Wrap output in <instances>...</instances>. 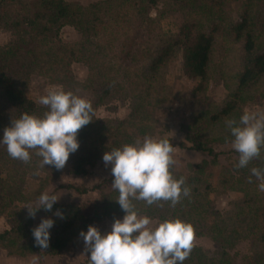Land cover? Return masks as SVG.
Segmentation results:
<instances>
[{
  "label": "trees",
  "instance_id": "trees-1",
  "mask_svg": "<svg viewBox=\"0 0 264 264\" xmlns=\"http://www.w3.org/2000/svg\"><path fill=\"white\" fill-rule=\"evenodd\" d=\"M222 1L218 0L216 5L221 4ZM19 2L21 0H0V27L11 31L16 37L10 43L0 46V137H3L4 129L11 126L12 120L18 119L21 114L28 113L42 117L48 110L46 106L25 96L24 89L28 74L34 71L31 69L32 65L38 68L47 66L41 73L48 74L51 79L56 78L61 84L71 78L67 65L72 59L87 65L89 74H96L98 68L95 65L98 60L93 57L94 54L99 53V49L94 37L102 32L100 28L102 23L108 24L112 21L99 18L96 11L99 9V4H104L105 8L116 4V0H106L84 7L65 0H28L25 2V10L22 14L13 15L9 7ZM142 2L145 7L156 8L157 21L160 19L159 9L162 5L165 6V10L178 11L183 17L176 29L168 34L164 44L153 48L141 62V76L137 81L141 79L143 81H140L141 88L137 90L127 116L100 122L92 114L93 120L78 132V150L71 153L67 161L68 169L73 174L85 173L105 151L132 144L136 141V136L138 138L144 135L145 126L138 123L140 118L147 115V110L152 105L151 93L154 90L152 83L159 71L174 56L175 51H178L180 56V73L190 83V92L199 94L206 87L213 45L219 29L221 30L220 20L207 23L206 0H142ZM130 3L131 7L135 4L133 1ZM105 8L104 10L107 11L108 9ZM145 9L141 24L147 27L157 21L145 14ZM253 9L254 0H242L237 19L226 26L227 37L239 44L241 59L232 90L221 105L212 111L190 114L183 128L182 141L176 144L183 148L185 143H188L190 149L211 157L210 161L201 160L190 165L193 169L190 176H182L170 169L174 178H186V186L190 188L189 196H182L175 207H171L170 202H161L162 206H148L144 201H133L140 215H147L160 221L179 218L182 222L193 225L196 236L207 235L221 250L216 255L209 253L204 256L200 254L198 248L193 247L183 264H202L201 257L204 258V264H233L225 253V249L233 244V239L243 237L252 239L256 244L264 243V205L252 196L258 181L251 174V168L264 167V149H261L260 159L252 160L244 168L234 167L238 163L239 154L233 150L232 154L237 156L234 157V162L229 164L230 168H222L223 172L213 182L205 172L209 163L216 162L217 155L206 145L207 142L217 136H222L215 139L221 143L233 139L225 126V121L232 117L239 118L240 108L247 99L248 90L264 76V50L259 48L251 29ZM64 25L72 26L83 35L79 44L71 48L72 50H64L57 45L58 33ZM93 46L97 49L93 50ZM133 49L127 50L120 57V66L128 65L133 59ZM37 62L40 66L36 65ZM101 63L106 65L103 59ZM101 75L104 78L103 72ZM101 83L105 85L99 89L93 105H97L108 95L119 93L123 88L121 85L117 86L115 80ZM133 84L135 88V82ZM215 126H219L216 127L217 134L208 135L207 128ZM163 138L167 137L158 139ZM170 143L174 146L172 141ZM0 146H2L0 147V214L6 213L7 218V228L0 232V247L8 253L56 254L63 249L70 235L87 231L88 226H95L102 215L108 217L125 215L115 200L119 195L118 191L114 189L109 193L102 191L106 183L113 181V175L101 179L90 187L67 185L65 187L72 188L79 194L97 190L100 195L92 205L90 216H85L80 212L79 206L73 203L55 202L51 211L38 209L36 215L53 213L51 219L54 221L49 229L48 247L41 249L36 245L32 234L33 218L29 216L28 209L21 208L17 202L27 196L19 186L21 177L27 169H35L28 164L40 163L42 158L35 154V150H30L31 160L29 163H24L11 158L5 145ZM46 166L48 169L51 168V165H45V169ZM250 176L251 183H249ZM215 186L240 191L244 196L241 204H235L236 210L228 212L225 217L220 215L211 204L210 194ZM57 211L62 213L63 218L55 215ZM243 264H264V253L256 254L254 258Z\"/></svg>",
  "mask_w": 264,
  "mask_h": 264
},
{
  "label": "rangeland",
  "instance_id": "rangeland-1",
  "mask_svg": "<svg viewBox=\"0 0 264 264\" xmlns=\"http://www.w3.org/2000/svg\"><path fill=\"white\" fill-rule=\"evenodd\" d=\"M26 1L28 0H21V2L11 5L9 10L13 15L22 14L25 10ZM65 1L86 7L91 3H100L106 0ZM131 1L135 3L134 5L132 4L133 7L129 5ZM217 1L206 0L208 8L206 11L207 23L212 20L214 22L220 20L219 26L221 30L219 29L213 45L209 79L206 82L204 91L199 94L190 92V83L180 73V56L178 51H175L171 60L156 75V79L152 83L154 88L151 93L152 105L148 108L147 115L140 118L141 120L138 123L145 126V128L144 135L138 138L136 136V140L142 141L145 136H151L156 139L167 137L173 142L174 151L172 155L176 163L171 168L182 176L191 175L193 169H191L190 165L199 163L201 160L210 161L211 158L203 152L190 149L188 143H185L183 148L176 145L179 141H182L183 128L189 116H191L190 114L199 111L210 112L220 106L230 90H232L235 81L234 77L240 69L239 44L232 42L227 37L226 26H228L229 22L231 23L237 19L242 0H223L221 4L218 3L216 5ZM98 7L97 16L104 21L108 19L112 21L108 24L107 22L102 23L100 25L102 32L94 37L96 46L99 49V53L94 54L93 57L98 60L95 65L98 68L96 69V74H89L87 65L82 61H74L72 59L67 65L71 78L61 84L57 82L56 78L51 79L48 74L41 73L44 72V68L47 66L38 68L32 65L31 69L34 71L28 74L27 84L24 89L26 97L39 103L40 97L46 95L50 87L59 86L65 91H71L73 94L90 101L93 108V117L100 122L110 119H122L127 116L130 106L134 103V96L137 94V90L141 88L140 81H143L142 79L137 81L138 77L141 76V62L146 59L153 48L164 44L168 34L176 29L183 16L178 11L165 10V6L162 5L159 9L160 19L157 21L156 8L145 7L142 0H116V4L110 5L108 8H105L104 4H99ZM104 8L108 10L106 11ZM144 8H146L145 14L154 18L157 24L153 23L147 27L145 24H141ZM163 10L165 11L163 12ZM253 17L251 29L259 48L264 50V0H254ZM82 36L81 31L76 30L72 26L64 25L58 33L59 42L57 45L64 50L73 49L79 44ZM15 38L11 31L0 27V46L10 43ZM92 48L93 50L97 49L95 46ZM130 49H133V59L128 65L120 66V57ZM102 59L106 62V65L101 63ZM36 65L40 66L38 62ZM102 72L104 78L101 75ZM113 80H115L117 86L121 85L123 87L122 91L113 96L108 95L100 103L93 105L99 89L105 85L101 82ZM133 82H135V88ZM246 97V101L240 108L241 114L245 110L264 112V76L250 87ZM216 127L219 126L208 127V135L217 134ZM218 137L222 136L211 137L212 139L206 144L217 154L216 162L214 164L209 163L205 170L211 182L216 180L219 174L223 172L222 168L228 167L230 163L234 162V157H237L232 154L234 149L231 146V141L221 143L215 140ZM102 157H99L83 174L71 173L67 163L63 169L59 170L54 166H51L50 169L47 166L46 169L40 168L38 162H34L35 164L33 165L28 164L30 167L34 166L35 169H27V172L21 177L19 186L27 196L17 202V205L27 209L24 207L25 204H35L40 194L47 192L59 197L56 203L76 204L79 206L80 212L85 216H90L92 205L100 195L99 191L92 190L79 194L73 191L72 188L65 186L90 187L101 179L112 175L111 164L105 165ZM1 174L3 176V171H1ZM111 184L112 182L103 186V193H109L113 190ZM252 196L257 201L263 202L264 205V191H260L258 186L252 191ZM210 197L213 208L223 217L228 212L235 211V204H241L242 198H244L243 193L240 191L226 190L216 186ZM52 216L53 213L50 215H35L33 227H36L42 218H52ZM122 218L116 215L115 217L102 215L101 219L95 223V226L101 234H105L111 231L115 219L122 220ZM6 219V213L0 214V232L7 228ZM150 219L152 221L150 227L153 228L159 222H162L155 218ZM194 247L198 248L200 254H204V256L209 253L216 255L221 251L217 243L207 235L196 236ZM225 253L228 257L227 259L233 264H243L254 258L256 254H263L264 243L256 244L250 238H236L233 239V244L228 249H225ZM89 255L90 252L85 248L80 233H74L70 235L63 249L52 255L8 253L0 247V264H31L33 256L39 257L38 264H89ZM201 263L204 264L203 257H201Z\"/></svg>",
  "mask_w": 264,
  "mask_h": 264
},
{
  "label": "clouds",
  "instance_id": "clouds-1",
  "mask_svg": "<svg viewBox=\"0 0 264 264\" xmlns=\"http://www.w3.org/2000/svg\"><path fill=\"white\" fill-rule=\"evenodd\" d=\"M39 103L48 109L43 116L21 114L4 129L0 144L6 146L13 159L29 163L30 150H35L42 158L40 168L51 165L63 169L69 155L78 150V132L93 120L92 104L59 86L50 87ZM225 126L233 138L231 146L239 154L235 168L247 167L252 160L261 158L264 112L245 110L238 119H226ZM173 151L169 139L145 136L142 141L104 152L103 162L111 164V186L119 193L115 200L125 215L122 220L115 219L111 231L105 234L94 225L80 232L90 252L89 264H183L189 257L196 240L192 224L175 218L150 227L151 219L140 215L133 203L144 201L148 206H162L161 202H170V206L175 207L182 196H189L186 178L176 179L170 170L176 163ZM251 174L259 181L258 189L264 191V167L251 168ZM58 198L44 192L34 206L25 204L24 207L29 216L35 218L40 208L51 211ZM55 215L63 218L59 211ZM53 223L51 218H42L32 229L35 243L41 249L48 247ZM38 261L39 257L33 256L31 264H38Z\"/></svg>",
  "mask_w": 264,
  "mask_h": 264
}]
</instances>
